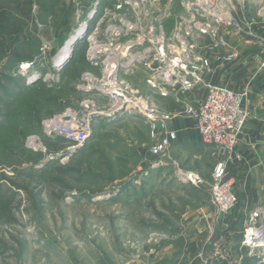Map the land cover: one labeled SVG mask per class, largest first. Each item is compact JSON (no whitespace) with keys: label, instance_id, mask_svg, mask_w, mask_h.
Here are the masks:
<instances>
[{"label":"rangeland","instance_id":"374dc122","mask_svg":"<svg viewBox=\"0 0 264 264\" xmlns=\"http://www.w3.org/2000/svg\"><path fill=\"white\" fill-rule=\"evenodd\" d=\"M135 1L0 0V264H112L122 259L120 243L149 239L153 208L185 203L188 185L177 181L168 163L151 166L159 158L149 155L152 140L141 115L95 118L85 145L71 154L69 142L44 135L41 126L64 108L97 98L84 87L85 74L97 76L100 69L87 52L108 35L117 7L125 13ZM215 3L238 19L241 10L253 19L264 12V0H213L210 6ZM210 6L207 0H149V26L170 36L181 20L184 26L207 23ZM82 23L71 55L62 68L55 66V53ZM145 73L139 67L125 78L142 87ZM34 134L44 148L27 145Z\"/></svg>","mask_w":264,"mask_h":264},{"label":"built area","instance_id":"2783aa9c","mask_svg":"<svg viewBox=\"0 0 264 264\" xmlns=\"http://www.w3.org/2000/svg\"><path fill=\"white\" fill-rule=\"evenodd\" d=\"M210 3L213 0H207L208 6ZM220 5L221 3H215L210 6V19L207 23L197 21L192 26H184V21L181 20L174 26L170 36L161 28L157 31L149 26V0L130 3V9L125 13H120V7H117L118 14L104 31L108 35L104 40L95 42L94 39V46L87 52L88 61L100 69L97 76L90 72L85 74L84 87L95 92L97 98L89 97L76 109L67 107L43 119L41 126L44 135L50 138L61 137L69 142L71 146L66 150L71 154L85 145L95 118L141 115L148 125L152 140L149 155L159 158L151 166L158 167L167 165L163 159L171 141L176 138L175 131L167 128L168 120L180 115L191 117L202 141L213 146L214 154L219 157L208 183L210 202L220 214L234 209L238 198L234 189L235 180L228 172V165L239 159L236 146L249 116V91H234L225 85L205 82L203 74L213 73L214 65L207 55L200 52L198 40L204 36L208 39L204 48L214 51L227 45L219 34L220 30L232 28L237 32L247 31L251 34L253 21L238 19L232 10L227 7L223 10ZM44 48L43 44L41 50ZM234 57V52L218 55V59L223 60ZM29 65L30 62L23 63L20 69L25 70ZM139 67L146 70L142 82L148 91L163 96L172 93L179 99L178 96L203 85L207 89L206 97L198 106L181 99V109L162 110L149 92L141 91L125 78V75L132 76ZM101 98L106 99V105L99 107L96 99ZM26 142L32 148H44L37 134L28 136ZM67 158L68 155L64 159ZM174 175L181 184L199 187L206 183L203 176L193 170L175 166ZM240 243L247 249L248 256L264 254V205L249 214ZM209 259L214 263L225 261L227 264H245L244 256L233 257L230 246L223 237L214 244Z\"/></svg>","mask_w":264,"mask_h":264},{"label":"crops","instance_id":"0c3cea01","mask_svg":"<svg viewBox=\"0 0 264 264\" xmlns=\"http://www.w3.org/2000/svg\"><path fill=\"white\" fill-rule=\"evenodd\" d=\"M236 16L253 19L244 10ZM250 31L251 34L232 28L220 30L219 34L227 45L214 51L204 48L208 39L205 38L203 43L199 41L200 52L214 65L213 73L203 74L205 82L225 85L234 91H249V116L236 146L239 159L228 165L238 198L235 208L220 214L211 205L208 183L219 157L214 154L213 146L202 141L194 128L193 118L176 116L167 122L168 130L175 131L176 138L171 141L163 161L173 173L175 166L200 173L206 183L199 187L185 186V203L180 208H153V215L149 212V239H145L144 244L132 242L128 247L120 243L117 249L122 259L115 258L112 264H227L225 261H209L214 244L221 237L230 246L234 258L242 255L245 264H264V254L248 256L247 249L240 243L249 214L264 205V12L253 19ZM229 52L235 53L233 59H218V55ZM139 89L153 93L152 98H157L165 111L181 109V99L198 106L207 94L203 85L178 96L179 99L172 93L162 98L160 93L148 91L143 82ZM161 177L171 180L166 173ZM103 261L109 264L108 260Z\"/></svg>","mask_w":264,"mask_h":264},{"label":"bare ground","instance_id":"6f19581e","mask_svg":"<svg viewBox=\"0 0 264 264\" xmlns=\"http://www.w3.org/2000/svg\"><path fill=\"white\" fill-rule=\"evenodd\" d=\"M84 24L82 23L78 27V29H76L75 32L69 36V38L64 42V44L60 47V49L55 53L52 59L53 63L56 64L55 66L59 67V65L62 64V62L71 55V50L73 45L78 39L81 38Z\"/></svg>","mask_w":264,"mask_h":264},{"label":"trees","instance_id":"16d2710c","mask_svg":"<svg viewBox=\"0 0 264 264\" xmlns=\"http://www.w3.org/2000/svg\"><path fill=\"white\" fill-rule=\"evenodd\" d=\"M16 7H18V8H20V5H19V3H16ZM24 15H27V12H25L24 10H22L21 11ZM29 59V58H28ZM30 60H31V58H30ZM31 62V61H30ZM16 63V61H12V64H11V66H12V68H13V66H14V64Z\"/></svg>","mask_w":264,"mask_h":264},{"label":"water","instance_id":"95a60500","mask_svg":"<svg viewBox=\"0 0 264 264\" xmlns=\"http://www.w3.org/2000/svg\"><path fill=\"white\" fill-rule=\"evenodd\" d=\"M62 67H63V64H60V65H59V68H62Z\"/></svg>","mask_w":264,"mask_h":264}]
</instances>
